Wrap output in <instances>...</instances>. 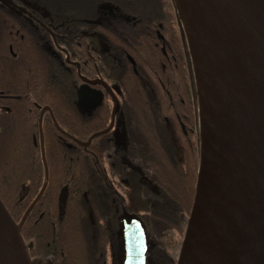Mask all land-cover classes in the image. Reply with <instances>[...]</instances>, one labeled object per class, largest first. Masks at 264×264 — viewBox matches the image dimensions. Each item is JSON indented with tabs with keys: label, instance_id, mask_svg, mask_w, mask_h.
<instances>
[{
	"label": "trees",
	"instance_id": "1",
	"mask_svg": "<svg viewBox=\"0 0 264 264\" xmlns=\"http://www.w3.org/2000/svg\"><path fill=\"white\" fill-rule=\"evenodd\" d=\"M38 2L43 20L64 25L70 58L85 64L77 71L56 61L27 25L24 39L14 41V19L0 7V91L21 96L0 97V198L21 223L33 263L51 255L53 264H105L122 205L142 217L152 238L183 234L200 139L194 73L174 0ZM99 35L101 59L97 48H86ZM17 55L29 60L8 82L5 60ZM100 69L119 88V139L101 133V103L84 116L73 102L78 72L92 78ZM103 107L106 124L109 104ZM60 130L92 138L70 147Z\"/></svg>",
	"mask_w": 264,
	"mask_h": 264
},
{
	"label": "water",
	"instance_id": "2",
	"mask_svg": "<svg viewBox=\"0 0 264 264\" xmlns=\"http://www.w3.org/2000/svg\"><path fill=\"white\" fill-rule=\"evenodd\" d=\"M225 1L232 8L233 29L224 34L223 47L216 46L215 84L205 133L192 59L199 163L176 264H264V0ZM98 82L83 79L79 93L99 101L101 93L91 87ZM112 89L119 91L117 86ZM112 99L113 118L119 104L113 94ZM67 196L64 186L57 197L58 221ZM119 232V264H149L147 254L153 244L142 220L123 210ZM19 249L28 254L21 223L15 222L0 198V264Z\"/></svg>",
	"mask_w": 264,
	"mask_h": 264
},
{
	"label": "flooded vegetation",
	"instance_id": "3",
	"mask_svg": "<svg viewBox=\"0 0 264 264\" xmlns=\"http://www.w3.org/2000/svg\"><path fill=\"white\" fill-rule=\"evenodd\" d=\"M0 7H2V13L5 15L8 19H14L13 21V27L14 29V34H13V40L18 41V40H23L24 36L23 33L26 30V25L28 29L33 33L34 39L38 44V47L49 53L50 56H52L56 61L60 60L61 63H65L67 65H72L76 67L77 71L80 70L81 63L79 61H76L75 59L70 58V54L68 53V38L62 34L63 29L62 27L64 26L62 23H57L53 22L52 20L46 21L42 19V15L44 14V11L41 8L40 3L38 0H0ZM16 24H18L19 28H16ZM2 29V27H1ZM7 30L9 33L11 32L10 26H7ZM8 45V44H7ZM91 47V50L93 53L96 51V48L98 50V54L101 59V35L98 37H93L92 42L87 43L86 48L89 50ZM8 49L10 52H12V47L11 45H8ZM13 54V53H12ZM16 59H10V60H5V65L7 69V74L9 75L8 82L11 80V77H15L18 69H25V61H28L29 59H26L25 57L23 58H18L17 56H14ZM75 63H78V66L75 65ZM33 68H29L28 71L29 73H32ZM78 78V83L75 86V93L76 96L73 99V102H75L78 106V112L84 116L96 113L97 111V105L101 103V133H103L105 130H109L108 137L109 139H119V134H120V124L117 121V117L119 114V94L120 92L115 91L112 89V86H117L112 83H108L102 76L101 69L98 70V73L94 77H88L84 74H81L78 72L77 74ZM83 79L87 81H93V80H98L100 82H103L106 87L102 85V83L98 82L95 85H92L91 87L95 89L96 91H99L101 93V99L99 101H93L86 97L85 95L79 93L78 89L81 84H83ZM118 87V86H117ZM119 89V88H118ZM12 89H6V91H0V97L4 98H20V94H15L12 93ZM112 94L116 97L119 107L112 118V107H113V99H112ZM106 102L109 104V114H108V121L105 124L104 123V118L105 114L103 112V106L106 104ZM5 110H8V107H5ZM107 128V129H106ZM59 137L64 144L70 146V147H75V146H86L90 141L91 137H89L87 140H80L78 139L74 134L71 133H65L62 130L59 131ZM33 143L36 144V139L33 136ZM87 143V144H84ZM123 210H125L129 214H135L134 212H131L129 210H126L124 206H121L120 213H119V219H118V225L119 221L122 215ZM138 216V215H137ZM143 224L144 221L142 217L138 216ZM146 230V228H145ZM147 233V231H146ZM147 238L148 240L154 245V240L151 236L148 235L147 233ZM115 257H116V263L119 264V256L121 253L120 250V243H121V238H120V232L118 238L116 237L115 241ZM154 246L149 250L147 254V262L149 264H152V259L150 258V255L152 253V249Z\"/></svg>",
	"mask_w": 264,
	"mask_h": 264
},
{
	"label": "bare ground",
	"instance_id": "4",
	"mask_svg": "<svg viewBox=\"0 0 264 264\" xmlns=\"http://www.w3.org/2000/svg\"><path fill=\"white\" fill-rule=\"evenodd\" d=\"M183 11L184 0H176ZM191 20L187 27L201 102V130L208 129L211 98L215 84L216 46L223 47V36L231 30L232 8L225 0H187ZM182 13V12H181ZM228 31V32H229ZM5 264H30L27 251L19 249Z\"/></svg>",
	"mask_w": 264,
	"mask_h": 264
},
{
	"label": "rangeland",
	"instance_id": "5",
	"mask_svg": "<svg viewBox=\"0 0 264 264\" xmlns=\"http://www.w3.org/2000/svg\"><path fill=\"white\" fill-rule=\"evenodd\" d=\"M174 5H175L177 16H178L180 26L182 29L185 44L188 49L189 57L192 63L191 47L188 41V34H187V27L191 20L190 11H189L190 3L189 1L184 0L183 11L179 10L176 0H174ZM118 136H120V134ZM124 208L128 210V207L126 205L124 206ZM118 236H119V230H118L116 237L118 238ZM183 236H184V233L182 234L180 232H172L160 239L153 238L154 248L152 249V253L150 255V258L152 259V264H176V260L178 258V254L181 248ZM115 241H116V238L113 240V243L108 246V249L106 252L105 264H116L117 259L115 257V248H114L116 245ZM28 255H29V252H28ZM29 258H30L31 264H53V258L51 255H47L46 257L40 260L37 259L36 263H33L30 255H29Z\"/></svg>",
	"mask_w": 264,
	"mask_h": 264
}]
</instances>
